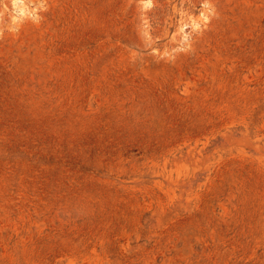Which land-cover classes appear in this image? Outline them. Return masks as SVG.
<instances>
[{"label": "rangeland", "instance_id": "rangeland-1", "mask_svg": "<svg viewBox=\"0 0 264 264\" xmlns=\"http://www.w3.org/2000/svg\"><path fill=\"white\" fill-rule=\"evenodd\" d=\"M0 264H264V0H0Z\"/></svg>", "mask_w": 264, "mask_h": 264}]
</instances>
